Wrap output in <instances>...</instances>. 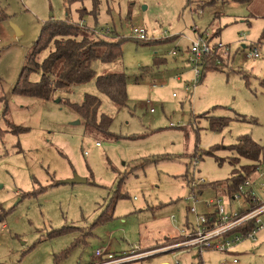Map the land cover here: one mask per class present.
<instances>
[{
  "label": "rangeland",
  "instance_id": "1",
  "mask_svg": "<svg viewBox=\"0 0 264 264\" xmlns=\"http://www.w3.org/2000/svg\"><path fill=\"white\" fill-rule=\"evenodd\" d=\"M80 1L93 7L92 0H0V264H96L111 253L121 264H264V230L228 253L185 251L175 238L158 244L172 214L177 226L185 217L193 222L185 202L191 185L227 180L233 168L250 164L231 165L235 155L228 151L206 155L210 148L248 135L264 158V41L258 59L245 57L264 28V0H102L96 21L82 22L101 34L115 31L122 56L92 68L99 75L124 72L126 104L116 108L94 80L60 91L63 102L12 94L45 22L78 21ZM193 25L219 32L229 56L219 69L201 67L200 82L186 93L192 73L185 66L176 80L173 63ZM135 26L147 30L148 41L133 38ZM179 34L178 45L166 39ZM29 80L37 82L39 73ZM84 94L101 99L110 134L91 130L67 104H80ZM209 117L230 121L212 131ZM258 165L250 181L264 201V163ZM74 176L86 182L64 183ZM209 198V190L197 195L198 212ZM149 244L158 245L142 248ZM96 250L104 259L96 262Z\"/></svg>",
  "mask_w": 264,
  "mask_h": 264
},
{
  "label": "trees",
  "instance_id": "2",
  "mask_svg": "<svg viewBox=\"0 0 264 264\" xmlns=\"http://www.w3.org/2000/svg\"><path fill=\"white\" fill-rule=\"evenodd\" d=\"M101 1L92 0L93 7L91 10L83 7L80 1V8L76 10L78 21H71L66 18L45 22L37 41L27 54L25 65L13 85L12 94L40 101H49L59 99L60 94L58 93L60 91L66 92L75 85L94 80L97 92L109 99L116 108H121L126 104L128 98L124 72L99 75L92 68L94 62L111 64L122 56L120 46L123 38L119 37L115 31L107 28L101 34L82 22L88 16L96 21L100 12ZM217 33L213 34L217 35ZM260 41H264V28L257 42L258 45ZM43 52L46 56L40 62L39 57L43 55ZM222 63L223 60L220 57L215 56L212 59H206L204 71L219 69L223 66ZM31 72L39 73L37 82L29 80ZM59 102H63L61 98ZM67 104L91 130L105 134L111 133L108 127L112 122V118L100 112L101 99L98 96L84 94L80 104L70 102ZM229 121L228 118H208L209 127L212 131H219L221 128L226 127L225 125ZM237 141L235 145L230 147L216 145L214 149L210 148L205 154L214 156L213 154L218 150L228 151L235 155L230 161L231 165L237 164L240 159L248 161L250 164L241 167V172L233 168L231 177L227 180L213 183L205 182L195 185L192 188L193 190H197L198 194H201L203 190H209L214 193L216 198L223 196L228 200L232 199L243 180L250 178V175L255 173L254 168L258 167V164L264 163V158L261 160L263 147H260L248 135L240 136ZM188 176L187 174L184 175L186 181H193V177L188 178ZM250 203L252 207L257 205L251 201ZM175 239L184 240L182 236ZM198 264H201V261Z\"/></svg>",
  "mask_w": 264,
  "mask_h": 264
},
{
  "label": "built area",
  "instance_id": "3",
  "mask_svg": "<svg viewBox=\"0 0 264 264\" xmlns=\"http://www.w3.org/2000/svg\"><path fill=\"white\" fill-rule=\"evenodd\" d=\"M191 36L187 38L188 46L184 49L185 63L189 67L192 77L190 81L184 82V91L189 93L200 82V68H205V60L213 57L228 55L229 45H224L213 34L210 28L203 31L198 26L193 25L190 28ZM131 35L139 41H148L147 30L143 26H135L131 28ZM161 37L166 36V32L158 34ZM175 45H178L177 43ZM258 44H250L249 50L245 54L248 59L259 58ZM178 47L170 51L171 56L179 55ZM197 163V162H196ZM258 167L254 169L257 171ZM200 184L205 183L201 178ZM199 185V184H197ZM190 186V192L185 198V202H190L188 208L189 214L193 217V222L188 230L179 231V236L184 240L176 247H182L185 251L195 250L199 254L206 251L228 253L231 252L236 245L244 241H256L257 233L264 230V201L256 198L251 187L250 178L244 179L238 186V191L234 193L231 200L224 204L218 197L209 198L202 201L203 212H198L197 192ZM235 201L236 208H231L229 202ZM256 203L255 207L251 203ZM172 215L171 220H174ZM97 257H102L103 254L99 250L95 251ZM124 259H113V256H108L104 262L96 264H121ZM236 260L232 263L235 264ZM178 264V263H177Z\"/></svg>",
  "mask_w": 264,
  "mask_h": 264
},
{
  "label": "crops",
  "instance_id": "4",
  "mask_svg": "<svg viewBox=\"0 0 264 264\" xmlns=\"http://www.w3.org/2000/svg\"><path fill=\"white\" fill-rule=\"evenodd\" d=\"M155 35H158V34H155ZM181 34H179V35H177V36H171L170 38H166V39H173V40H170V41H172V42H170V43H176L177 42V39H178V37L180 36ZM216 36V38H218L219 40H220V33L218 32L217 33V35H215ZM165 39V40H166ZM221 41V40H220ZM181 43V41L179 42V44ZM229 56V53H228V55H226V56H220V59H224V58H226V57H228ZM178 60H174L175 62L173 63V66H174V70L173 71H176V72H173L172 74H174V76H175V79L176 80H180V77L179 76H176V74L177 75H180V76H182L181 75V73H182V71H183V67H185V66H187L186 65V63H185V65L183 66H181V63L185 60V56H184V54H183V56H179L178 58H177ZM176 63V64H175ZM177 64H180V66H178ZM170 76V75H169ZM188 182V181H187ZM173 215V214H172ZM174 216V215H173ZM172 217V216H171ZM171 217L169 218V220L171 221V227L169 228V229H167V231H166V236H163V238L160 240V243H158V244H161L163 241H166V240H169V239H172V238H177V237H180L179 236V231H180V229H184L185 231L186 230H188L189 228H190V224L192 223V221L191 220H189V219H187L186 217L185 218H183L181 221V225H179V226H177V224H176V217L174 216V220H171ZM0 222H1V220H0ZM3 227H5V226H3ZM171 232V233H170ZM158 244H154V245H147V246H145V247H142V248H145V249H150V248H154V247H156ZM232 252H235V248L232 250ZM232 254H234L235 255V253H232ZM108 256H115L116 257V254H114V253H111V254H107ZM107 256V257H108ZM106 257V258H107ZM104 259V257L102 256V257H100L99 259H96V262L97 261H100V259ZM233 261V260H232ZM95 262V263H96ZM159 264H165L164 262L163 263H159ZM167 264V263H166Z\"/></svg>",
  "mask_w": 264,
  "mask_h": 264
},
{
  "label": "water",
  "instance_id": "5",
  "mask_svg": "<svg viewBox=\"0 0 264 264\" xmlns=\"http://www.w3.org/2000/svg\"><path fill=\"white\" fill-rule=\"evenodd\" d=\"M13 27H14V30L16 31V33L19 34L18 31H17V28L15 26H13ZM85 182H86V179L74 176L73 179L65 181L64 183H67V184H78V183H85Z\"/></svg>",
  "mask_w": 264,
  "mask_h": 264
}]
</instances>
